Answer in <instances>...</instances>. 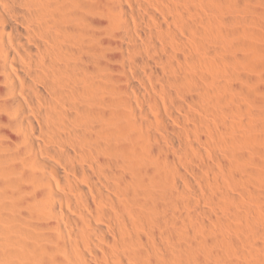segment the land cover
I'll return each instance as SVG.
<instances>
[{
	"label": "bare ground",
	"instance_id": "6f19581e",
	"mask_svg": "<svg viewBox=\"0 0 264 264\" xmlns=\"http://www.w3.org/2000/svg\"><path fill=\"white\" fill-rule=\"evenodd\" d=\"M0 264H264V0H0Z\"/></svg>",
	"mask_w": 264,
	"mask_h": 264
}]
</instances>
